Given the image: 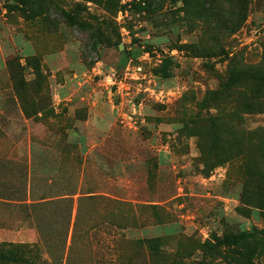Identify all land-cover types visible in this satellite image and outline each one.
Instances as JSON below:
<instances>
[{
	"label": "rangeland",
	"instance_id": "374dc122",
	"mask_svg": "<svg viewBox=\"0 0 264 264\" xmlns=\"http://www.w3.org/2000/svg\"><path fill=\"white\" fill-rule=\"evenodd\" d=\"M0 264H264V0H0Z\"/></svg>",
	"mask_w": 264,
	"mask_h": 264
},
{
	"label": "built area",
	"instance_id": "2783aa9c",
	"mask_svg": "<svg viewBox=\"0 0 264 264\" xmlns=\"http://www.w3.org/2000/svg\"><path fill=\"white\" fill-rule=\"evenodd\" d=\"M143 72V67L138 65V66H134L131 63H129L128 67H127V74L133 73V74H137L140 75Z\"/></svg>",
	"mask_w": 264,
	"mask_h": 264
},
{
	"label": "trees",
	"instance_id": "16d2710c",
	"mask_svg": "<svg viewBox=\"0 0 264 264\" xmlns=\"http://www.w3.org/2000/svg\"><path fill=\"white\" fill-rule=\"evenodd\" d=\"M148 243L150 244V246H152L155 249L158 247V241L157 240L149 241Z\"/></svg>",
	"mask_w": 264,
	"mask_h": 264
}]
</instances>
